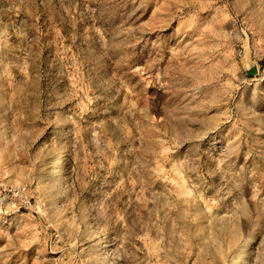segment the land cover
I'll list each match as a JSON object with an SVG mask.
<instances>
[{
	"label": "rangeland",
	"instance_id": "1",
	"mask_svg": "<svg viewBox=\"0 0 264 264\" xmlns=\"http://www.w3.org/2000/svg\"><path fill=\"white\" fill-rule=\"evenodd\" d=\"M243 254L264 264V0H0V264Z\"/></svg>",
	"mask_w": 264,
	"mask_h": 264
},
{
	"label": "bare ground",
	"instance_id": "2",
	"mask_svg": "<svg viewBox=\"0 0 264 264\" xmlns=\"http://www.w3.org/2000/svg\"><path fill=\"white\" fill-rule=\"evenodd\" d=\"M65 171V159L63 156H60V158L56 162L55 166V173L56 175H63ZM105 245H101V248H104ZM245 255L243 254L242 256L238 257L235 259V264H241L244 261Z\"/></svg>",
	"mask_w": 264,
	"mask_h": 264
}]
</instances>
